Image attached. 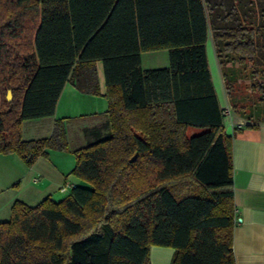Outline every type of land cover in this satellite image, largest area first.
<instances>
[{
  "label": "trees",
  "instance_id": "trees-1",
  "mask_svg": "<svg viewBox=\"0 0 264 264\" xmlns=\"http://www.w3.org/2000/svg\"><path fill=\"white\" fill-rule=\"evenodd\" d=\"M209 34L233 114L264 121V0H0V153L30 166L66 150L62 119L30 140L21 122L52 115L68 81L100 95L98 62L107 100L105 122L73 151L84 184L15 201L0 264H150L152 245L171 247V264H235L233 135ZM159 49L168 65L143 68L141 54ZM246 68L256 100L242 104L233 90Z\"/></svg>",
  "mask_w": 264,
  "mask_h": 264
},
{
  "label": "crops",
  "instance_id": "crops-1",
  "mask_svg": "<svg viewBox=\"0 0 264 264\" xmlns=\"http://www.w3.org/2000/svg\"><path fill=\"white\" fill-rule=\"evenodd\" d=\"M207 41L211 42L209 53ZM206 57L218 103L225 110L224 131L227 135H233L235 226L232 250L235 264H264V121H253L252 125H247L245 119L233 114L209 35ZM96 67L100 95H103L105 83L100 62L96 63ZM94 97L81 93L71 82H66L52 115L21 122L22 138L47 137L52 132L54 122L62 119L66 137L71 135L68 131L73 123L72 127L79 132L78 143L86 144L84 130L98 127L106 120L107 107L98 112L93 104ZM90 118H95L90 125L82 123L84 119ZM28 120L32 123L25 131L24 123ZM74 162L71 149H47V154L40 156L30 166L15 153H0V221L9 218L11 206L17 200L28 205H35L47 196L59 200L69 194L71 185L84 184L70 173ZM65 186L66 190H61ZM172 254L171 247L152 245L149 249L150 264H171Z\"/></svg>",
  "mask_w": 264,
  "mask_h": 264
},
{
  "label": "rangeland",
  "instance_id": "rangeland-1",
  "mask_svg": "<svg viewBox=\"0 0 264 264\" xmlns=\"http://www.w3.org/2000/svg\"><path fill=\"white\" fill-rule=\"evenodd\" d=\"M209 36L211 37L210 34H209ZM210 43H211L210 41H207L208 53L210 52L209 51L210 50L209 49ZM210 64H211V61H210ZM167 65H168V54H167L166 49H159V50H155V51L143 52L141 54V66L143 68H158V67H165ZM248 72H249V68H246L245 70H243V73H242L243 78H241L240 81L234 86V90H233V94L236 95V97L239 99V102L243 101L242 104L253 103L256 100V96H255L256 94H254L250 88L251 82L249 80L250 77L248 75L249 74ZM8 90H10V89H8ZM11 97H12V93H11ZM94 98H96V99H94L95 102L93 104L96 107V109H98L97 111L98 112L104 111L107 107L106 98L103 95H95ZM99 116H102V115H99ZM243 119H245V118H243ZM92 121H95V118L84 119L82 123L85 125H90L92 123ZM30 123H32V122H30L29 120L25 121V123H24L25 131L27 130V128H28L27 126H29ZM72 124H71L70 128H71V130L73 129V131H71V130L68 131L69 135L70 134L71 135L69 136V138L66 137V140H67V149L66 150L71 149L72 151H74L75 148H78L80 145H83L84 143L83 142L78 143V141H79L78 133L79 132L74 130L75 128L72 127L73 126ZM31 128L34 129L35 128L34 125H32ZM196 130H198V129H196ZM82 140H83V138H82Z\"/></svg>",
  "mask_w": 264,
  "mask_h": 264
},
{
  "label": "water",
  "instance_id": "water-1",
  "mask_svg": "<svg viewBox=\"0 0 264 264\" xmlns=\"http://www.w3.org/2000/svg\"><path fill=\"white\" fill-rule=\"evenodd\" d=\"M6 99H7V100H10V99H11V91H10V90L7 91ZM134 157H135V156H133V157L131 158V160H133Z\"/></svg>",
  "mask_w": 264,
  "mask_h": 264
},
{
  "label": "built area",
  "instance_id": "built-area-1",
  "mask_svg": "<svg viewBox=\"0 0 264 264\" xmlns=\"http://www.w3.org/2000/svg\"><path fill=\"white\" fill-rule=\"evenodd\" d=\"M242 123H243V122H242ZM61 190L65 191V190H66V186H65V187H63Z\"/></svg>",
  "mask_w": 264,
  "mask_h": 264
}]
</instances>
